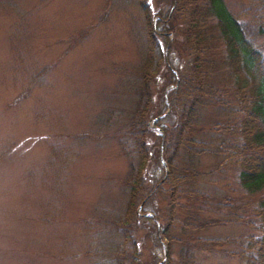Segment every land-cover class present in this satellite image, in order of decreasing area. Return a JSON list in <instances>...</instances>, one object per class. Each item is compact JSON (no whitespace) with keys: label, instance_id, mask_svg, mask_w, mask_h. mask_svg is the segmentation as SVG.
<instances>
[{"label":"trees","instance_id":"16d2710c","mask_svg":"<svg viewBox=\"0 0 264 264\" xmlns=\"http://www.w3.org/2000/svg\"><path fill=\"white\" fill-rule=\"evenodd\" d=\"M126 5L142 19L132 30L137 61L117 84L129 95L127 106L99 114L97 126L71 136L66 152L51 144L47 159L60 185L85 142H116L126 158L117 200L86 223V255L100 259L93 264H148L141 249L150 235L152 264H206L194 262L195 252L264 264V0L251 1L250 18L249 7L235 11L225 0H167L158 11L148 0ZM177 35L184 53L178 62ZM156 80L164 87L149 124ZM202 160L210 169L199 167ZM224 173L233 179L221 189ZM222 220L245 229L195 236Z\"/></svg>","mask_w":264,"mask_h":264},{"label":"rangeland","instance_id":"374dc122","mask_svg":"<svg viewBox=\"0 0 264 264\" xmlns=\"http://www.w3.org/2000/svg\"><path fill=\"white\" fill-rule=\"evenodd\" d=\"M126 1L0 0V264L100 261L85 253L91 235L84 228L97 220L98 210L117 200L127 169L125 156L116 142H85L76 148L81 156L60 185L51 179L47 159L51 144L66 152L73 134L97 126L99 114L128 100L117 84L120 77L126 80V72L137 61L132 30L141 29L142 19ZM148 1L153 11L167 6V0ZM225 1L240 11L253 0ZM180 40L177 35L176 62L184 58ZM162 87L161 81L150 84V124ZM204 115L207 120L216 118L212 109ZM202 162L199 167L210 169L211 161ZM224 176L228 180L222 181L221 189L233 179ZM156 207L161 210L163 204L158 201ZM223 220L199 229L195 236L245 229ZM144 234L141 230L139 237ZM152 246L153 237L146 235L141 259L148 264L153 260ZM192 255L194 262L206 264L236 262L220 253Z\"/></svg>","mask_w":264,"mask_h":264}]
</instances>
